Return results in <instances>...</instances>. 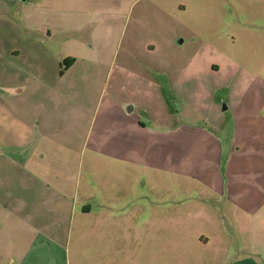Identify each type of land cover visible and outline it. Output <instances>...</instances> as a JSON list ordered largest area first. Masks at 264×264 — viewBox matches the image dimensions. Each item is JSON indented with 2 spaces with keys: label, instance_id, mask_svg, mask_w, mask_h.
Masks as SVG:
<instances>
[{
  "label": "rangeland",
  "instance_id": "rangeland-1",
  "mask_svg": "<svg viewBox=\"0 0 264 264\" xmlns=\"http://www.w3.org/2000/svg\"><path fill=\"white\" fill-rule=\"evenodd\" d=\"M39 1L34 0L37 6L15 4L6 11L12 20L0 24V39H8L6 44L15 39L23 47H37L44 64L39 78L65 93L69 86H78V101L91 105L92 110L102 100L103 107L114 99L135 106L139 124L148 129L141 139L156 140L178 123L205 124L203 116L210 121L216 116L213 107L221 101V94L242 92L236 83L219 86L227 77L225 73L211 76L216 81L207 78L211 50H199L189 42L177 44L182 39L179 35L189 32L188 27L194 24L185 15L168 18L149 0H72L70 5L68 0ZM31 29L28 38L20 36ZM77 41L85 44L82 49L74 45ZM70 51L78 55L79 66L67 82L58 85L54 81L59 68L55 59ZM24 56L27 53L13 60L16 66L24 67ZM239 69H232L236 82L244 76ZM22 71L0 69V78L10 87L20 81L17 77ZM205 79L208 83L202 82ZM199 81L207 86L199 87ZM218 105L222 109V103ZM58 110L66 111L67 105ZM103 112L104 108L97 116L92 145L98 139ZM196 148L194 140L168 152L163 145L147 148L141 156L149 152L155 163L136 167L107 164L101 169L85 161L83 185L90 183V188L78 200L77 213L66 223L61 238L64 245L69 243L71 263L230 264L247 250L249 236L240 232L236 215L202 184L210 165L204 164ZM4 152L0 148V157ZM164 153L172 154L165 162ZM84 207L90 214H84ZM46 224L29 230L21 240L47 233ZM5 228L1 238H19Z\"/></svg>",
  "mask_w": 264,
  "mask_h": 264
},
{
  "label": "crops",
  "instance_id": "crops-1",
  "mask_svg": "<svg viewBox=\"0 0 264 264\" xmlns=\"http://www.w3.org/2000/svg\"><path fill=\"white\" fill-rule=\"evenodd\" d=\"M15 4L37 6L38 2L0 0V24L11 23L6 11ZM149 4L168 18L185 15L193 20L177 44L189 42L199 50H211L212 58L205 67L207 78L216 81L211 76L225 73L227 77L219 86L236 83L242 92L221 94V101L213 107L216 116L211 121L203 116L206 125L178 123L156 140L141 139L148 129L139 124L135 106L114 99L103 107L102 100L92 110L91 105L78 101V86H69L65 93L39 78L43 77L44 64L37 47H23L15 39L6 44L8 39H0L1 71L12 67L25 70L17 77L20 81L10 87L3 82L4 77L0 78V148L6 150L0 157V264H72L69 243L64 245L61 238L66 234V223L77 213L78 200L90 188V183L83 185L85 161L101 169L107 164H154L149 152L141 156L144 149L163 145L168 152L193 140L204 164L210 165L202 184L220 203H226L236 215L242 235L249 236L248 251L230 264H264V0H149ZM32 31L25 30L20 36L28 38ZM222 39H228L227 43L222 44ZM74 45L82 49L85 44L77 41ZM74 51L55 59L59 65L57 79H53L56 84L67 82L79 66ZM25 53L24 67L16 66L13 60H20ZM65 60L68 66H62ZM184 64L187 68L188 63ZM234 66L244 74L238 82L232 75ZM202 82L199 87L204 89L207 85ZM62 104L67 110L61 113L58 108ZM103 108L98 139L92 145L91 134ZM171 155L164 153V162ZM84 214H90V209L84 207ZM44 223L47 233L21 240ZM3 224L19 238H1ZM43 237L47 240H40Z\"/></svg>",
  "mask_w": 264,
  "mask_h": 264
},
{
  "label": "trees",
  "instance_id": "trees-1",
  "mask_svg": "<svg viewBox=\"0 0 264 264\" xmlns=\"http://www.w3.org/2000/svg\"><path fill=\"white\" fill-rule=\"evenodd\" d=\"M71 61L73 62L74 59H71ZM63 66H68V60H65V62L63 63ZM71 66V65H70ZM61 74H63V71L61 72Z\"/></svg>",
  "mask_w": 264,
  "mask_h": 264
}]
</instances>
